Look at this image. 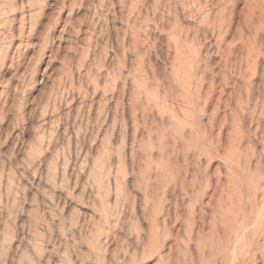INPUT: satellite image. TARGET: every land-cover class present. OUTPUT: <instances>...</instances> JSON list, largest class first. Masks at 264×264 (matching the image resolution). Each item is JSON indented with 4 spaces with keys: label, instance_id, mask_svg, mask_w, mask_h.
Returning a JSON list of instances; mask_svg holds the SVG:
<instances>
[{
    "label": "clouds",
    "instance_id": "clouds-1",
    "mask_svg": "<svg viewBox=\"0 0 264 264\" xmlns=\"http://www.w3.org/2000/svg\"><path fill=\"white\" fill-rule=\"evenodd\" d=\"M66 6L87 13L31 140L0 92V264H264V0Z\"/></svg>",
    "mask_w": 264,
    "mask_h": 264
},
{
    "label": "rangeland",
    "instance_id": "rangeland-1",
    "mask_svg": "<svg viewBox=\"0 0 264 264\" xmlns=\"http://www.w3.org/2000/svg\"><path fill=\"white\" fill-rule=\"evenodd\" d=\"M15 2L20 7L9 17L12 39L9 42V58L3 69L0 70V92L4 93L6 103L15 102L19 98L17 105L19 119L16 122L19 123L22 120L23 139L31 140L33 132L40 128V115L43 114L44 120L48 121L50 116L47 113L53 110V106L49 94V99L42 101L43 112L30 115L32 104L25 107V102L28 99L39 101L46 94L45 85H48L49 89L51 88V77L63 68L67 59L65 51L71 47L70 33L67 29L73 21L82 20L87 9H74L66 6L74 4L76 0H15ZM6 23L8 21L3 20L0 16V41L9 36V32L4 29ZM112 26V20L109 18V28L111 29ZM115 26L122 27L123 22L117 21ZM87 29V24H83L80 29V41L82 56L90 58L91 54L83 44ZM61 33H63L62 39L60 38ZM240 35L243 37L242 31ZM227 40L230 46L240 47L241 41L237 40L235 36L230 34ZM0 47H3L2 42H0ZM113 55L114 53H109V60ZM14 57L16 64L13 66ZM30 84L35 86L30 87ZM101 95V93L97 94V100ZM219 99L220 97H216L217 102ZM72 107L78 108L79 101H74ZM209 110H212L211 100L209 101ZM224 119L226 121L227 116ZM10 122L11 118L5 119L3 123L8 125ZM20 131L21 128L17 127L13 135H18ZM217 135L222 136L223 131L217 132ZM156 259H163V255ZM148 264H153V261L149 260Z\"/></svg>",
    "mask_w": 264,
    "mask_h": 264
}]
</instances>
